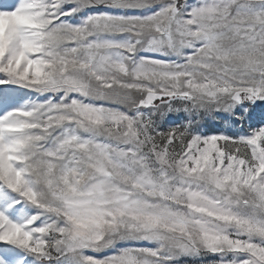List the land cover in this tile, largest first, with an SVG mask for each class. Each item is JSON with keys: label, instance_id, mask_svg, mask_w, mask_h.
<instances>
[{"label": "snow or ice", "instance_id": "obj_1", "mask_svg": "<svg viewBox=\"0 0 264 264\" xmlns=\"http://www.w3.org/2000/svg\"><path fill=\"white\" fill-rule=\"evenodd\" d=\"M258 104L264 0H0V264H264Z\"/></svg>", "mask_w": 264, "mask_h": 264}, {"label": "rangeland", "instance_id": "obj_2", "mask_svg": "<svg viewBox=\"0 0 264 264\" xmlns=\"http://www.w3.org/2000/svg\"><path fill=\"white\" fill-rule=\"evenodd\" d=\"M198 0H189V3H197ZM102 10V9H101ZM130 14H139V13H130ZM80 17L77 16L73 22H79ZM22 95H25V98L36 100V99H43V96H38L35 93H26L25 90L21 91ZM179 106V105H177ZM264 107V105L258 104L255 108L256 112H259L260 108ZM186 114L183 113H173L168 120L162 126L164 130H167L170 124H181L185 122ZM259 121L254 120L253 126H258ZM202 134L210 135V134H217L223 133L230 136H237L243 135L248 132V126L245 125L243 129L239 128V126H235L228 122V118L226 114L219 113L213 114L201 119L199 122V127L197 129ZM126 246H138V247H152L154 245L150 244L149 242H140L138 244H120L118 247H126ZM93 254V253H89ZM110 251H106L99 255H108ZM220 259L218 255H214L211 253L205 254L199 258H189V257H181L179 264H216V262Z\"/></svg>", "mask_w": 264, "mask_h": 264}]
</instances>
